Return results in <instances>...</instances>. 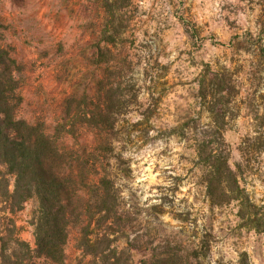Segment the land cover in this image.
Listing matches in <instances>:
<instances>
[{
    "label": "rangeland",
    "instance_id": "obj_1",
    "mask_svg": "<svg viewBox=\"0 0 264 264\" xmlns=\"http://www.w3.org/2000/svg\"><path fill=\"white\" fill-rule=\"evenodd\" d=\"M120 12L122 33L106 44L101 0H0V44L18 69L17 116L54 136L67 101L113 105L110 173L126 219L114 245L132 253L130 263L168 244L185 264H264V0H129ZM205 65L236 87L220 105L222 136L253 215L237 200L217 206L206 196L194 149L195 131L213 122L198 97ZM56 141L72 153L66 172L75 175L97 132L79 125ZM37 213L32 197L14 215L30 245ZM79 235L71 228L58 264H93Z\"/></svg>",
    "mask_w": 264,
    "mask_h": 264
},
{
    "label": "trees",
    "instance_id": "obj_2",
    "mask_svg": "<svg viewBox=\"0 0 264 264\" xmlns=\"http://www.w3.org/2000/svg\"><path fill=\"white\" fill-rule=\"evenodd\" d=\"M101 3L106 13L101 36L111 44L122 33L120 9L129 0ZM17 70L15 60L0 44V264H34L39 258L62 263L71 228L78 229L77 246L90 256L91 263L132 264V253L118 251L114 245L126 219L118 212L119 192L110 173L109 160L116 148L111 138L113 105L82 108L71 99L51 136L41 125L17 116L21 103ZM235 88L226 71L212 72L205 65L198 77V97L208 104L213 122L195 131L194 149L210 203L220 206L237 200L253 215L254 207L229 164V149L222 136L224 115L220 108L229 103ZM106 92L109 98L117 93L112 85ZM79 125L95 130L97 141L82 159L75 158L77 174L72 175L66 170L73 155L61 150L56 138L63 133L74 135ZM90 173L97 178L89 179ZM32 197L38 200V213L30 245L20 238L14 215ZM144 251L139 264H185L168 244Z\"/></svg>",
    "mask_w": 264,
    "mask_h": 264
}]
</instances>
